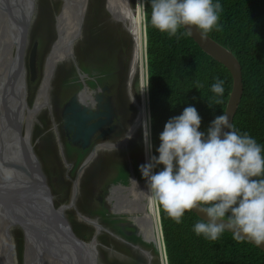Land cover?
<instances>
[{
  "label": "clouds",
  "instance_id": "9594fccd",
  "mask_svg": "<svg viewBox=\"0 0 264 264\" xmlns=\"http://www.w3.org/2000/svg\"><path fill=\"white\" fill-rule=\"evenodd\" d=\"M148 3L151 25L168 37L181 29L191 34L195 28L202 35L221 30L220 0ZM223 85L222 79L214 78L211 91L222 97ZM201 122L193 105L170 117L159 134L155 155L150 118L144 121L148 159L139 170L151 198L176 224L183 223L186 212L203 213L206 218L197 220L193 231L205 240L217 241L231 231L233 239H247L260 247L264 244V145L237 129L227 114L215 116L206 131L200 130Z\"/></svg>",
  "mask_w": 264,
  "mask_h": 264
},
{
  "label": "trees",
  "instance_id": "16d2710c",
  "mask_svg": "<svg viewBox=\"0 0 264 264\" xmlns=\"http://www.w3.org/2000/svg\"><path fill=\"white\" fill-rule=\"evenodd\" d=\"M141 3L151 154L158 155L155 149L165 122L179 115L184 107H196L202 117L200 130L206 131L214 117L224 111L232 78L228 69L206 54L184 29L177 36L168 37L154 28L148 0ZM220 3L221 30L207 35L230 50L241 67L242 93L232 123L264 145V0H220ZM214 78L224 81L222 97L211 91ZM155 202L167 264H264V252L250 242L237 241L228 231L217 241L205 240L193 231V225L200 219L195 213L186 212L183 223L176 224Z\"/></svg>",
  "mask_w": 264,
  "mask_h": 264
},
{
  "label": "rangeland",
  "instance_id": "374dc122",
  "mask_svg": "<svg viewBox=\"0 0 264 264\" xmlns=\"http://www.w3.org/2000/svg\"><path fill=\"white\" fill-rule=\"evenodd\" d=\"M104 1L105 0H86L85 14L82 18L78 36L74 41L75 43L72 45V53L69 57L56 64L54 68L48 90V106L34 114L35 117L33 116L32 119L30 131L32 136L31 139H36L34 150L37 157L39 155L41 161L38 160L39 158H37V160L45 176L46 183L48 187L51 188L54 199L58 200L59 203L67 199L70 181L73 180V174L75 172L74 169L71 171L68 166L63 164L59 153L60 149L54 146L52 142L53 140L55 141L52 131H56L59 128L60 118L58 113L64 101L82 88V86H87V88L90 89L95 85H111L112 94H114L116 98H118L117 96L121 97L120 101L117 103L115 102V107L117 109L116 118L121 124V130L123 131L126 125L129 124L135 111L130 95L132 94L136 98H140L141 90H143L138 72L139 67H137L132 81L129 86H127L128 66L133 48V39L131 35L122 28L119 22L111 19L109 12L104 8ZM10 2L11 1L8 0V3ZM33 4L34 14L27 31V39L23 51L25 101L29 105L42 79L46 56L56 39L55 18L61 7L62 0H34ZM138 4L139 1L135 0L133 2L130 0V5L135 11H138ZM33 43H36L35 78L33 81H30L27 59ZM1 50L0 43V51ZM1 52L0 55H3V52ZM14 53L15 50H13V54ZM0 63L2 65L1 61ZM1 73V79L4 81L5 71H1ZM145 97L147 100L146 93ZM6 102L7 101H5L6 105H10L11 103V101L8 104ZM123 110L125 111V116ZM1 117L3 118V112L1 113ZM21 128L22 131L23 127L21 126ZM30 134L28 136L29 139ZM133 136L136 137L128 144L127 150L130 152L132 148L141 146L142 163H146L148 153L144 145L142 127H139L131 137ZM131 137H128V139ZM67 151L69 152L68 147ZM122 154H124L122 150L105 152L103 155L105 159H108L102 166H107L109 164V159H112L111 165L115 167L124 166L126 161L121 160L119 164L118 161L116 162L113 160V158H117V160L121 159L120 156ZM66 161L68 162V160ZM91 166L94 167V165ZM65 179H68V181ZM77 194L76 208L80 213L86 215L85 198H87V196L85 195H87V188L83 187L82 183L78 184ZM154 210L156 213V205L154 206ZM65 215L75 233L81 237L80 234L84 233L86 229L84 221L78 217L71 208L66 209ZM78 218H80V220ZM8 222L10 221L0 208V230ZM9 224L10 227L7 228L8 233L6 236L11 241L13 264H24L25 250L22 233L17 227L12 226L11 222ZM84 234L87 235V233ZM0 241L4 242L5 239L1 238ZM97 249L99 251L100 261L106 264L107 261L104 251H102L101 248ZM157 256V264H162V258L164 264H167L166 258L164 255H160L159 251ZM34 260H37V256H35Z\"/></svg>",
  "mask_w": 264,
  "mask_h": 264
},
{
  "label": "water",
  "instance_id": "95a60500",
  "mask_svg": "<svg viewBox=\"0 0 264 264\" xmlns=\"http://www.w3.org/2000/svg\"><path fill=\"white\" fill-rule=\"evenodd\" d=\"M141 10L143 13V3H141ZM141 17L143 51L146 66L143 14ZM30 22L29 20L24 22L22 43H19L15 48L16 51L14 54H16L17 57L19 56V60L23 57L24 46L22 49V44L23 42L24 44L26 43ZM188 35L206 54L228 69L232 78V84L223 113L227 114L229 121L232 122L242 93V75L239 62L230 50L219 44L210 36L202 35L199 31H196L195 28H193L191 34ZM35 55L36 43H33L27 59L30 81H33L35 78ZM146 78L145 72V80ZM14 94V90L8 91L5 95L6 101L7 99L11 101ZM80 97L81 91L73 94L63 105L61 115L64 125L74 130L72 142L84 148L87 145L90 130L84 127L83 124L90 114H85L87 106L80 108ZM147 113L149 119L148 108ZM1 124L3 125V119L0 116V139L5 140V143L0 140V208L4 215H6V218L11 222V225L17 227L21 231L24 241V250L26 251V241L29 240L35 249L37 248L40 250V253H49L51 256L55 257L56 264H103L97 254L96 246L98 242L95 237L97 232H95L92 239L89 241L82 239L73 231L65 215V209L73 205L77 190V182L74 181L69 202L55 205L45 176L40 169L39 162L32 150L30 141L25 137V133L24 135L17 133V128L14 130L11 129L12 133H10L8 130L10 126H6L5 128L4 125L1 126ZM79 171L80 168L77 171V175ZM76 179L77 177L75 180ZM147 207L148 206H146L145 209L147 218L144 219L140 225L141 237L145 242L156 246L157 251L159 250V254L163 255L158 210L156 208L157 217L155 222L153 217H151V219L148 218L150 212ZM192 212L199 218H206L203 213H197L196 211ZM77 215L83 221L87 223L91 222V219L85 215L80 213H77ZM228 232L232 233L231 231ZM149 234L152 236H148ZM244 240L248 241L247 239ZM250 243L255 245L252 242ZM258 248L264 252V244Z\"/></svg>",
  "mask_w": 264,
  "mask_h": 264
},
{
  "label": "flooded vegetation",
  "instance_id": "af4514ba",
  "mask_svg": "<svg viewBox=\"0 0 264 264\" xmlns=\"http://www.w3.org/2000/svg\"><path fill=\"white\" fill-rule=\"evenodd\" d=\"M79 91H81L80 108L87 106L85 114H90L83 124L84 127L90 130L88 142L84 148L72 142L74 130L64 125L61 115L65 102ZM76 92L68 97L60 107L58 113L60 118L59 128L52 131L55 137V141L52 142L54 146L59 147L63 164L68 166L71 171L74 169L73 177H77V179L71 177L73 180L70 181L67 199L60 203L54 199L51 188H49L53 203L55 205L68 203L74 181H76L75 199L73 205L68 208L73 209L76 214L80 213L76 208V199L78 184L82 183L83 187L87 188V195H85L87 196L85 198V213L87 216H85L91 218L90 223L84 221L86 225L84 233H87V235L81 233L82 239L89 241L97 232L95 236L98 242L97 248L104 251L106 264H157L158 251L156 246L145 242L140 233V225L147 217L145 209L148 197L150 203V196L148 195L146 181L139 170V166L144 164L142 163L141 146L132 148L129 152L127 146L136 136L130 139L127 138L128 140L126 139L127 141L124 142L127 126L130 124L131 119L122 131L121 124L116 118L115 102L120 101L121 97L117 96L118 98H116L112 94L111 85L107 84L95 85L90 89L87 86H82ZM123 114L125 116L124 110ZM31 137L30 134L29 141L37 157L34 150L36 139H31ZM120 150L124 152L120 156L121 159L113 158V160L118 161L119 164L121 160L126 161L124 166L115 167L111 165L112 159L108 161L110 165L102 166L108 159H105L103 155L105 152ZM37 158H39V155ZM38 160L41 161L40 158ZM91 165H94V167ZM79 168L80 171L77 175ZM130 178L137 181V183ZM65 180L68 181V179ZM97 254L100 257L98 249Z\"/></svg>",
  "mask_w": 264,
  "mask_h": 264
},
{
  "label": "bare ground",
  "instance_id": "6f19581e",
  "mask_svg": "<svg viewBox=\"0 0 264 264\" xmlns=\"http://www.w3.org/2000/svg\"><path fill=\"white\" fill-rule=\"evenodd\" d=\"M10 1L11 2L8 3V0H0V43L1 51L3 52L0 51L3 54L0 55V61L3 65L2 67L0 63V70L2 72L5 71L4 81L1 79L2 73L0 71V116L3 112V125L5 128L6 126L11 127H9V129L7 128L10 133L17 128V133L23 135V131L25 137L29 140L28 136L31 131L34 114L48 106V90L54 68L56 64L69 57L72 53V45L75 43L74 41L78 36L81 21L85 14L86 0H62L61 7L55 18L56 39L46 56L43 67V76L30 105L25 101L23 57L19 60V56L17 57L16 54H13V50H15L19 43H22L24 22L26 20H29L30 22L33 18L34 0ZM137 1H139L138 11L133 10L130 5V0L104 1V8L109 12L111 19L119 22L122 28L128 32L133 39V48L128 66L127 86H129L132 81L133 75H135V72L137 71V67H139L138 72L141 78V87L143 86L140 98H136L131 94L132 104L134 105L135 111L130 124L127 126L128 128L124 137L125 141L128 137H131L139 127H142L143 129L144 121L148 120L145 97L147 91L145 92L144 90L146 87V66L145 68L143 66L142 10L141 0ZM23 46L25 47L24 42L22 44V49ZM13 90L15 91V94L11 99V103L10 105H6L5 95L8 91ZM9 102L10 100L7 99L6 103L8 104ZM3 125L1 124V126ZM21 126L23 127L22 131ZM0 140L5 143L4 139ZM148 195L150 196V203L148 197L149 205L147 203L150 212L148 218L151 219V217H153L156 222L157 216L154 210L155 200L151 198L149 193ZM78 219L80 220V218ZM9 223L10 222L6 223L5 226L2 224L4 227L0 230V237L5 239L4 242L0 241V264H13L11 241L6 236L8 233L7 228L10 227ZM148 236L151 237L152 235L149 234ZM25 247L24 264H56L55 257L51 256L49 253H40V250L37 248V250H35L29 240L26 241ZM111 251L113 250L111 249ZM36 254L37 256L39 254L38 259L34 260ZM162 264H164L163 258Z\"/></svg>",
  "mask_w": 264,
  "mask_h": 264
}]
</instances>
